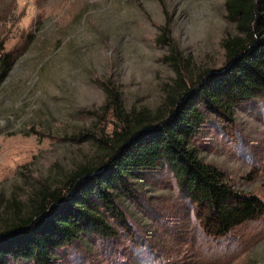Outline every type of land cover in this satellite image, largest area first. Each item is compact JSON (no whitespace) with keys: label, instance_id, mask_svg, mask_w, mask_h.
<instances>
[{"label":"rangeland","instance_id":"rangeland-1","mask_svg":"<svg viewBox=\"0 0 264 264\" xmlns=\"http://www.w3.org/2000/svg\"><path fill=\"white\" fill-rule=\"evenodd\" d=\"M237 34L225 0H0V219L12 199L26 205L93 161L97 140L118 125L106 89L126 111L155 110L177 76L171 49L194 80L223 66L222 43ZM232 115L207 118L191 146L230 187L257 198L261 215L211 236L205 208L162 165L131 180L134 197H120L125 227L109 220L113 236L79 235L52 264H264V99Z\"/></svg>","mask_w":264,"mask_h":264},{"label":"trees","instance_id":"trees-1","mask_svg":"<svg viewBox=\"0 0 264 264\" xmlns=\"http://www.w3.org/2000/svg\"><path fill=\"white\" fill-rule=\"evenodd\" d=\"M225 10L238 34L222 43L223 66L204 69L187 82L179 69L183 59L171 49L166 58L177 76L161 107L151 111H126L117 92L106 89L117 127L97 140L93 161L65 176L59 187H39L26 205L11 200L0 219V260L52 264L54 252L79 235L113 236L109 220L126 226L118 203L120 197H134L131 180L162 165L188 200L205 208L203 227L211 236L221 237L262 214L257 198L230 187L191 146L207 118L232 122L235 105L264 99V0H225ZM161 38L168 40L163 34ZM4 57L0 56V77L5 73Z\"/></svg>","mask_w":264,"mask_h":264}]
</instances>
